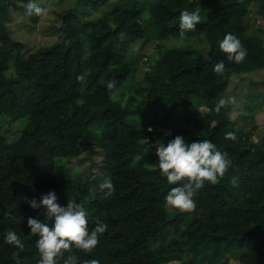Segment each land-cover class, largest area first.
Wrapping results in <instances>:
<instances>
[{"label":"trees","instance_id":"obj_1","mask_svg":"<svg viewBox=\"0 0 264 264\" xmlns=\"http://www.w3.org/2000/svg\"><path fill=\"white\" fill-rule=\"evenodd\" d=\"M106 1L71 0L55 11L60 21L51 27L61 37L24 55L7 22L16 14L35 25L41 16L25 14L29 0H0V119H8L10 133L18 124L17 136L0 134V264H16L19 250L5 242L10 230L24 243L20 264H39V236L30 234L27 219L51 221L24 198L39 202L49 191L61 206L69 199L81 204L90 230L97 219L108 225L92 253L73 249L58 264L69 254L77 264H167L175 257L180 264H264V132L254 135L252 126L238 133L225 107L215 111L231 73L264 68L262 29L248 24L251 14L264 19V0H121L91 20L77 16L76 6L96 9ZM184 10L199 11L201 23L182 36ZM228 33L247 50L243 63L220 50ZM133 38L155 41L154 61L141 78V58L127 48ZM218 61L223 75L213 72ZM227 132L237 139H225ZM177 135L188 143L210 140L231 161L218 184L206 183L193 197V212L167 209L175 185L156 166V146ZM93 147L103 154L100 174L57 177V158ZM105 177L115 186L108 199L99 190Z\"/></svg>","mask_w":264,"mask_h":264},{"label":"clouds","instance_id":"obj_2","mask_svg":"<svg viewBox=\"0 0 264 264\" xmlns=\"http://www.w3.org/2000/svg\"><path fill=\"white\" fill-rule=\"evenodd\" d=\"M26 15L44 16L47 10L38 6L35 0H29L24 5ZM201 23L199 11L184 10L179 15L180 35L195 31ZM220 50L226 55L228 61L237 64L243 63L247 57V50L241 41L233 34L228 33L219 44ZM213 72L223 75L225 64L218 61L213 66ZM78 81H83L84 76H78ZM114 79L107 82V89L115 87ZM126 100L120 107H126ZM229 103L236 106L239 102L234 97L221 98L218 100L215 111L218 113L222 107ZM151 132L153 129L148 128ZM225 139L235 141V132H227ZM158 165H156L163 177H166L172 187L165 196L166 203L182 212H193L196 210V203L193 197L205 184L216 185L225 176L231 166L230 159L226 153L219 151L210 140H198L191 143L186 142L183 136L177 135L167 144L156 146ZM99 190L103 194L102 199H108L115 192L112 180L105 177L99 184ZM33 209L42 207L45 211L47 222L29 217L27 225L31 229L32 236H39L35 247L39 252V264H58V260L65 256V253H72L77 249L83 253H92L99 244V238L103 235L108 225L99 219L95 221V227L89 229V219L85 208L75 199H69L66 206L57 202L54 191H49L41 196L39 202L35 198H24ZM5 242L14 246L19 252L24 251V243L15 231H8ZM19 252L13 253L16 264H20ZM78 257L69 254L63 260V264H77ZM85 264H99L95 259L85 261Z\"/></svg>","mask_w":264,"mask_h":264},{"label":"rangeland","instance_id":"obj_3","mask_svg":"<svg viewBox=\"0 0 264 264\" xmlns=\"http://www.w3.org/2000/svg\"><path fill=\"white\" fill-rule=\"evenodd\" d=\"M40 3L47 5V14L41 16L38 23L35 25L29 24L27 20L22 17L13 14L12 19L7 22L10 34L12 38L24 42L25 46L21 50L24 55L28 52H33L41 45L50 44L61 35L54 31L51 26L55 23H59V18H56L55 11L60 10L62 7L72 5L71 0H38ZM121 0H107L100 7L93 9L85 7L83 5L76 6L77 16L81 18L93 19L98 14L104 11L118 7ZM259 4H252L250 6L251 11L258 10ZM253 9V10H252ZM256 18L255 23L252 20ZM249 28L252 25L254 30L261 27L262 30H258L264 41V19L259 15L251 14L249 18ZM24 25V26H22ZM171 40V39H167ZM166 44V42H164ZM128 51L132 55L138 54V61L149 60L148 63L137 61V67L135 68L138 78H141L145 69L149 64H152L155 58V41L148 40L143 42L140 39L133 38L127 44ZM226 98L234 97L239 103L233 106L229 103L226 107V113L229 116L234 129L239 132H245L252 126L255 127V134L264 132V68L257 69L251 72H239L231 73L228 79L227 86L224 92ZM183 107H179L176 112H181ZM200 111H204V107H200ZM254 115V116H253ZM8 119H0V134L6 136H17V122L16 125L11 128V133L7 130ZM103 154L100 148L93 147L88 151L82 152L75 157H61L55 160V173L59 179H67L79 177L89 174H100L102 170ZM169 211H174L176 208L167 206ZM187 213V212H186ZM188 252H184L182 255H188ZM225 257L227 255L225 254ZM224 260V259H223ZM167 264H180V261L175 257L167 262ZM219 264H239L237 259L228 258L227 263L220 262Z\"/></svg>","mask_w":264,"mask_h":264},{"label":"bare ground","instance_id":"obj_4","mask_svg":"<svg viewBox=\"0 0 264 264\" xmlns=\"http://www.w3.org/2000/svg\"><path fill=\"white\" fill-rule=\"evenodd\" d=\"M54 43V42H53ZM51 45V44H50ZM46 46V45H45ZM49 46V45H48Z\"/></svg>","mask_w":264,"mask_h":264}]
</instances>
